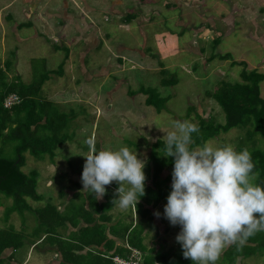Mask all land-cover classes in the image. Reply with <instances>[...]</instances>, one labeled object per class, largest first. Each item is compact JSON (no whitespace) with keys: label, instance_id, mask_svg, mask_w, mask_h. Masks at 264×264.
I'll use <instances>...</instances> for the list:
<instances>
[{"label":"rangeland","instance_id":"obj_1","mask_svg":"<svg viewBox=\"0 0 264 264\" xmlns=\"http://www.w3.org/2000/svg\"><path fill=\"white\" fill-rule=\"evenodd\" d=\"M66 2L70 12L82 13V8H89V23L103 32L96 31L102 47L97 50L93 44L88 48L85 68L77 56L85 46L83 42L71 51L72 59H65L67 50H62L61 44L55 50L53 42L47 43L49 28L43 22L24 27L19 34L28 40L19 43L10 22H21L17 9L25 5L20 0H0L1 88L30 85L46 78L39 97L58 101V110L69 118L61 135L69 140L54 152L56 158L46 154L36 160L29 152L23 154L22 172L38 173L37 191L43 196L41 202L27 200L33 210L48 202L56 205L58 192H66L68 174L52 173L49 164L52 160L61 172L70 165L83 171L90 151L88 138H95L97 150L126 146L135 151L150 140L165 142L174 120L198 124L197 115H200L223 125L222 109L206 93L214 92L223 82L240 81L242 68L232 66L231 62H245L247 70L264 75V0H83V4L81 0H38L36 5L42 8L43 20L50 25L49 14L60 13ZM129 15L135 18L126 22ZM34 18L27 16L24 21L34 23ZM53 19L59 23V19ZM37 31L41 35L35 38ZM7 33H10L8 39ZM70 40L73 42L74 37ZM225 54H230L232 60L212 59ZM161 65L168 72V79L177 80L176 85L162 86ZM100 73L104 76H98ZM140 88L152 89L160 97L169 98L166 110L157 113L153 106H147L146 97L138 93ZM260 94L264 99V81L260 83ZM250 130V126L235 128L207 142L230 144L237 151L264 150V136L252 134L250 138ZM16 146L14 142L6 145L0 142L6 158H15ZM256 180L254 176V184ZM0 204V229L12 228L18 232L22 222L35 221L34 215L26 211L11 214L6 222L4 213L12 205V199L0 195ZM24 253L26 248L18 249L15 258ZM38 256V250H32L29 264ZM238 264L264 262L260 257H252Z\"/></svg>","mask_w":264,"mask_h":264},{"label":"trees","instance_id":"obj_2","mask_svg":"<svg viewBox=\"0 0 264 264\" xmlns=\"http://www.w3.org/2000/svg\"><path fill=\"white\" fill-rule=\"evenodd\" d=\"M134 18V15H129L125 21L131 22ZM214 43L217 44V41L215 40ZM216 57L222 61L232 60L230 54L213 56L212 59ZM231 63L232 66L242 68L240 81L223 82L214 92L206 93V96L214 100L222 109L225 123L214 124L212 118L205 120L197 115L199 132L193 133V143L190 145L192 148L202 146L208 140L235 128L246 129L250 126V138L252 134L264 136V99L260 94V83L264 81V75L256 70H247L245 62ZM161 68L162 86L176 85L177 80L174 77L168 79V72L162 65ZM59 70L58 74L61 73V67ZM53 73L57 74L55 71ZM45 80L46 78L35 81L29 86L19 84L5 85L3 88L0 86V142L4 145L9 142L17 144L16 156L13 159L4 157L3 148H0V195L12 199V205L4 213V218L7 221L13 213L31 212L39 223L38 235L45 234L44 241L58 245L63 256V264H113L112 257H127L130 250L125 248L112 251L113 246L110 244L111 241H106L103 224L90 223L87 228L80 229L74 244L68 243L55 238L57 224L55 225L54 219L61 216L55 206L47 204L41 210H33L27 203L28 199L39 202L42 197L37 193V172H31L29 175L22 172L25 165L23 154L29 152L36 160H41L47 154L53 159L57 148L68 141V137L61 135L67 127L66 122L69 118L61 114L53 103L38 99ZM138 93L146 96V105L153 106L157 113L166 110L165 105L169 98H162L157 92L147 88H140ZM11 94H17L22 98V102L11 109H5L3 102ZM164 145L165 143L160 141L154 145V148L164 149ZM250 154L255 164L253 169L254 176L257 177L255 184L264 185V150L255 149ZM112 206L114 204L107 210ZM24 238L23 231L17 232L12 228L0 229V264H3V252L7 249L16 251L22 248L25 245ZM103 242H106V248L102 255L80 254L85 248L100 247ZM252 257H260L264 262V231L249 237L243 246L233 244L226 248L216 264H238L240 260ZM143 264H192V261L183 257L182 248L178 245L171 253H163L161 250L149 252L144 255Z\"/></svg>","mask_w":264,"mask_h":264},{"label":"clouds","instance_id":"obj_3","mask_svg":"<svg viewBox=\"0 0 264 264\" xmlns=\"http://www.w3.org/2000/svg\"><path fill=\"white\" fill-rule=\"evenodd\" d=\"M172 127L163 149L164 157L173 158L164 216L171 225L180 226L175 239L185 259L216 264L227 247L243 246L264 231V185L253 183L255 164L247 149L237 151L230 144L211 142L192 148L198 124L174 120ZM86 143L90 151L81 176L83 189L102 198L105 186L115 181L119 207L136 208L145 193V161L126 146L97 150L94 137Z\"/></svg>","mask_w":264,"mask_h":264},{"label":"crops","instance_id":"obj_4","mask_svg":"<svg viewBox=\"0 0 264 264\" xmlns=\"http://www.w3.org/2000/svg\"><path fill=\"white\" fill-rule=\"evenodd\" d=\"M20 1L22 6L25 5L21 10L17 9V14H19L21 22L18 24L10 22L12 32L16 35L19 43L28 40L19 34L24 27H33L34 24L36 25L43 22L49 28L47 30V34H49V38H46L47 43L50 41L51 45L53 42V49L57 47V44H61L59 47L62 50H67L65 59H72L74 54L70 55L71 51H74V48L79 45V42H83V45H85L83 50L77 53L78 59H81V66L83 68H85L84 59H86L87 53L89 52L88 48L96 44V49H101L102 44L100 43V36L96 37V31L98 30L100 34H103V32L98 26H95L96 29L93 27V23H89V20H91L89 8H82V13L74 10L70 12L69 3L66 2L67 6L65 3L64 10L63 8L60 9V13L56 11L49 14V21H52L49 25L47 21L43 20L42 8L36 5L38 0H34L33 2L32 0ZM81 1L83 4V0ZM8 16H11V14L9 13ZM27 16H35V22L26 23L24 20ZM53 18L59 19V23H55ZM4 28L6 27L4 26ZM5 30L8 29L6 28ZM39 34L40 32L37 31L35 38L38 37ZM9 35L10 33H7V39ZM72 36L74 37L73 42L70 40ZM104 36L103 38H105ZM64 45L66 47H63ZM85 72L87 73V71ZM98 76L103 77L104 75L100 73ZM87 77L88 76H86V78ZM38 99L53 103L58 110V101L52 102L50 99H42L39 96ZM58 111L63 114L60 109ZM160 141L161 140H150L148 142L149 145L145 144V146H138L135 149L138 158L145 161V167L143 169L146 176L145 193L139 199L136 208L130 207L127 210L119 207L118 203L115 201L117 198V188L119 187L117 182L113 181L109 185H106L105 195L102 198H96L89 190L83 189L81 170L73 169L70 165L66 168L65 172H61L58 170L57 162L52 160L49 163L50 167H52V169H50L52 173L57 171L62 174H68L66 192H64V190L59 191V201L56 205H53L61 215L54 219L55 225L57 224V236L55 238L67 241L68 243L73 242L72 244H74V239L75 237L77 238L80 229L87 228L90 223L94 222L104 225L107 236L106 241H111L110 244L113 246L112 251L124 250L126 248L127 250L131 249L138 251L144 257V255L154 250L155 252L161 250L163 253H171L176 250L178 245H180L175 239L180 231V226L171 225L164 216V206L167 203V196L171 191L173 163H171L172 157H164L166 153L163 149L154 148V145ZM54 158L56 157L54 156ZM124 187L127 188L128 186L125 184ZM38 195L40 194L38 193ZM40 196L43 200V196ZM112 204H114V206L107 210ZM156 213L160 215L157 216ZM19 231L25 233V245L23 248H26V253L16 259L15 255L17 250H5L2 254V259L5 261V264H29V260L31 259L30 254L34 249L38 250L39 256L34 259L32 264H63V256L59 251L58 245L52 244L50 241H44L46 237L45 234L38 235L39 223L36 218L33 222L31 220L22 222ZM105 246L106 242H103L100 247L85 248L80 254L93 253L94 255H102L105 252ZM138 247H141V249H138Z\"/></svg>","mask_w":264,"mask_h":264},{"label":"built area","instance_id":"obj_5","mask_svg":"<svg viewBox=\"0 0 264 264\" xmlns=\"http://www.w3.org/2000/svg\"><path fill=\"white\" fill-rule=\"evenodd\" d=\"M22 102L17 94H11L5 98L3 105L5 109H11L12 107L19 105ZM113 264H143V256L140 252L131 250L127 258H121L119 256L112 257Z\"/></svg>","mask_w":264,"mask_h":264}]
</instances>
